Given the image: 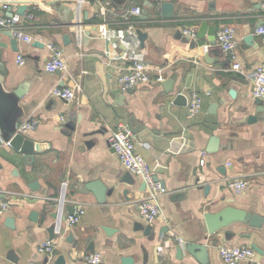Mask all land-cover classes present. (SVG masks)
I'll return each mask as SVG.
<instances>
[{
  "label": "crops",
  "instance_id": "obj_1",
  "mask_svg": "<svg viewBox=\"0 0 264 264\" xmlns=\"http://www.w3.org/2000/svg\"><path fill=\"white\" fill-rule=\"evenodd\" d=\"M77 2L0 0V15L8 16L12 9L19 27L33 39L31 44L17 40L15 52L10 32L0 36V86L12 102L5 129L17 134L21 123L36 122V129L24 135L41 150L26 164L25 154L0 129L9 143L0 148V195L10 203L8 212L0 214V264H58L60 257L65 264H87L93 253L101 254L104 264H124L125 258L134 264H226L222 247L253 245L263 253L244 264H264V112L256 113L258 99L253 96L254 74L264 69V45L256 34L264 25V0H84L81 42L78 27L72 26ZM162 3L173 4V18L163 17ZM20 5L28 6L24 16L17 14ZM137 7L142 10L139 29L148 35L143 49L151 76L158 70L164 71V81L176 75L171 93L163 82L125 91L117 79L124 65L105 61L108 44L99 36L101 26H123ZM203 22L208 27L202 39L184 35L185 30L198 35ZM212 26L216 37L225 27L235 30L234 57L218 43L210 44ZM50 44L62 49L67 72L45 71ZM19 55L24 65L18 63ZM237 62L239 71L234 69ZM76 83L80 90L72 102L53 96L59 85ZM180 94L187 105L176 104ZM193 94L200 96L202 106L189 117ZM257 115L255 122L249 121ZM132 117L142 128L133 134L136 152L165 190L159 198L162 216L153 223L143 220L138 208L147 196L144 181L124 168L109 141L120 126L131 130ZM128 175L133 185L124 182ZM236 179L249 183L240 194L228 185ZM64 181L70 203L63 216H69L73 203L83 204L86 213L76 226L64 224V233L57 235L49 230L56 225L52 214L58 213ZM34 182L38 190L30 189ZM97 182L114 189L103 204L87 190ZM225 208L261 217L263 227L238 223L211 236L206 216ZM149 226L153 240L145 231ZM47 241L55 243L50 255L39 251ZM188 244L207 247L206 263L185 250Z\"/></svg>",
  "mask_w": 264,
  "mask_h": 264
},
{
  "label": "built area",
  "instance_id": "obj_2",
  "mask_svg": "<svg viewBox=\"0 0 264 264\" xmlns=\"http://www.w3.org/2000/svg\"><path fill=\"white\" fill-rule=\"evenodd\" d=\"M76 9V24L78 27L77 40L82 41V5L84 0H77ZM4 6V9H7ZM264 11V4H263ZM142 15L141 8L137 7L130 12L126 18L124 25L119 28H111L104 24L99 30V36L108 44V49L105 52L104 58L108 66L114 63L124 65V72L118 76V82L123 90H131L142 84H151L152 82L162 83L165 80L163 70L157 71V76H151L150 67L146 60V53L142 48L139 39V19ZM19 19L15 16L8 17L0 15V36L3 32L8 31L12 33L17 40H22L31 44L33 39L31 36L25 34L23 29L18 25ZM184 35L193 39L197 38L196 30H185ZM264 45V25L256 30ZM217 43L222 50L234 57L237 46L236 33L233 28L225 27L217 34ZM1 39V37H0ZM52 53L51 58L45 64V71L50 74L67 72V64L63 56V51L58 46L50 44L48 46ZM208 50V46L204 48ZM17 61L20 65L25 64L23 55H19ZM234 69L239 71L241 64L236 63ZM80 90V85L75 84L72 87L59 85L53 91V96L65 102H72L76 99L77 93ZM253 96L264 103V69L260 68L254 74ZM202 106V99L198 94H193L188 102L189 117H194L198 114ZM37 123L34 121H25L21 123L17 129V134L24 135L30 131L35 130ZM110 144L118 156L124 168L132 175L141 178L147 188V196L139 202L138 208L143 220L147 223H153L162 216V210L159 204V198L165 193L163 186L156 180L154 171L147 163V161L136 152L135 139L132 131L126 126H120L110 136ZM9 143L0 136V148L8 146ZM204 162H201V165ZM231 187L237 194L244 192L249 183L246 179H236L228 181ZM69 183L64 181L61 184L60 196L58 198V215L56 234H61V227L64 224L67 227H74L86 213V209L81 203L71 204L73 213L66 217L63 216L67 206ZM10 203L4 199H0V214L8 212ZM55 250L54 241H47L41 245L39 251L44 254H52ZM220 255L226 264H244L255 261L257 253L249 246L238 247H222ZM87 264H104L103 256L99 253L90 254L86 260Z\"/></svg>",
  "mask_w": 264,
  "mask_h": 264
},
{
  "label": "water",
  "instance_id": "obj_3",
  "mask_svg": "<svg viewBox=\"0 0 264 264\" xmlns=\"http://www.w3.org/2000/svg\"><path fill=\"white\" fill-rule=\"evenodd\" d=\"M27 9H28V6L20 5L18 8L17 14L19 16H24ZM161 11H162L163 17L166 19H171L174 16L173 4L162 3ZM13 16L14 14L12 13V9H10V14L8 15V17H13ZM142 19H147V18L143 16ZM72 26L77 27V24H72ZM207 27H208V24L206 22H203L201 25V29L197 35V38L199 39L203 38V35ZM216 29H217L216 26H212L209 28V32H208V36H209L208 39L212 46H215L217 44ZM138 35H139V39L142 44V48H144L145 41L148 35L142 32V30L140 29L138 30ZM10 37L12 38V41H11L12 49L16 52L17 51V39L13 37L12 33H10ZM247 40L249 42H252L253 38L249 36ZM65 41L69 42V38L67 36L65 37ZM38 45L39 44L37 43L35 44V46H38ZM192 47H195V44H192ZM0 65L3 66V62L1 61V58H0ZM1 74H4V71L3 72L1 71ZM176 80H177V76L174 75L168 80L163 82V86L165 87V90L168 93H171L173 91ZM0 85H2L1 78H0ZM15 95L17 97H21V89L18 92H16ZM231 95L232 97H235L234 92H232ZM176 104H179L182 106L187 105V98L182 94L178 95L176 97ZM255 104L257 106L256 113L258 115L262 114L264 112V103L258 99ZM11 110H12V102L9 99L8 95L2 90L0 86V129H2L5 132V139L7 141H11V145L16 150H19L25 154V157H24L25 163L27 164L28 160H31V163H33L36 157V153L41 152L39 145L36 144L33 140H31L25 135L16 134V131L9 132L7 134V130L5 129V124H4V118L6 115H8L11 112ZM258 115L250 117L249 121L255 122L258 119ZM129 126L134 135H138V133L142 129L141 126H139L136 123V119L134 117H132L129 120ZM124 182L133 185V181L130 175H128L124 179ZM144 187H146V185H144ZM30 189L38 190V182H34L33 184H30ZM87 190L92 192L96 196L98 202L102 204L105 203L106 197L110 196L114 192V189L108 190L107 188L102 186V184L99 182L88 185ZM4 198H5L4 196L0 195V199H4ZM72 213H73V208L71 207L68 210V215H71ZM35 218H36V213H33L32 219L35 220ZM52 218L56 220L57 222L59 220L58 213L52 214ZM206 221L208 225V231L211 236H214V235L218 236L224 230L238 223L248 225L249 227L254 228V229H261L263 227V218L255 214H252V213H249L243 210H239V209H234V208H225L216 214H208L206 216ZM56 228H57V223L55 226H52V228H50L49 231L52 233L53 231L56 230ZM64 231H65V228L64 226H62L61 233H64ZM145 231H146V234L150 236L152 240L155 238V234H151V231H152L151 226L145 228ZM106 232H108V234L110 233L109 231H106ZM230 236L231 234L229 233L225 234L226 238H229ZM51 238H54L53 235L51 236ZM252 247L257 253L259 254L263 253L262 250H260L258 246L253 245ZM185 250H187V252L192 257H194L196 260L202 263H206L207 247L205 245L188 244L185 247ZM177 252H178V257L181 258L182 248L178 247ZM123 263L124 264H134V261L132 258H125L123 259ZM58 264H65L63 258L60 257Z\"/></svg>",
  "mask_w": 264,
  "mask_h": 264
}]
</instances>
